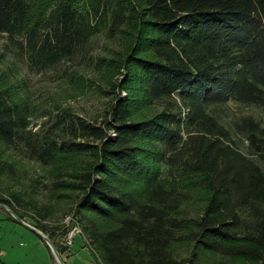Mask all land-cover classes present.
Returning a JSON list of instances; mask_svg holds the SVG:
<instances>
[{
    "label": "trees",
    "instance_id": "obj_1",
    "mask_svg": "<svg viewBox=\"0 0 264 264\" xmlns=\"http://www.w3.org/2000/svg\"><path fill=\"white\" fill-rule=\"evenodd\" d=\"M28 9L0 0V36L34 68H84L100 34L132 41L96 60L124 75L101 122L66 112L34 130L0 80V176H15L12 155L42 166L90 156L49 191L79 194L99 264H264V120L219 113L264 111V0H60L25 28ZM195 194L205 200L191 215ZM11 197L0 202L20 211ZM183 243L188 259L175 254Z\"/></svg>",
    "mask_w": 264,
    "mask_h": 264
},
{
    "label": "rangeland",
    "instance_id": "obj_2",
    "mask_svg": "<svg viewBox=\"0 0 264 264\" xmlns=\"http://www.w3.org/2000/svg\"><path fill=\"white\" fill-rule=\"evenodd\" d=\"M59 1L29 0L24 27L28 28L41 20ZM131 41L100 34L93 38L89 51L94 59L86 62L82 66L84 68L76 70L75 63L71 61L55 68L38 69L8 48L11 42L9 38L0 36V80L28 108L34 130L53 126L66 112L87 121L101 122L104 117L110 116L111 106L118 96V90L110 80L123 79L124 75L114 73L113 68H100L96 60L99 56L117 58L118 53L128 54ZM123 96H126L125 92ZM219 113L222 118L254 115L264 120L261 108L235 102ZM10 159L15 162L17 171L14 177L0 176V197L13 200L12 194L19 196L22 205L19 206L20 211L14 210L16 214L25 215L23 219L27 223L49 236L66 264H99V257L96 260L97 254L88 244L84 221L77 212L79 194L72 189L55 193L49 191V185L57 174L64 176L67 172L73 173V169L82 168L86 161L90 162L91 157L83 156L76 162L57 161L49 166L15 155ZM137 191L141 192L142 189L138 188ZM198 196L195 194L190 204L191 215L198 212L205 200ZM13 218L12 214L0 208V264H59L48 244L36 232ZM175 254L188 259L191 245L183 243L175 246ZM201 264H227V261L224 263L206 257Z\"/></svg>",
    "mask_w": 264,
    "mask_h": 264
},
{
    "label": "water",
    "instance_id": "obj_3",
    "mask_svg": "<svg viewBox=\"0 0 264 264\" xmlns=\"http://www.w3.org/2000/svg\"><path fill=\"white\" fill-rule=\"evenodd\" d=\"M0 208L5 209L7 212L12 214L14 216V218L18 222H20L24 226L30 228L34 232H36L48 244V246L51 248V250L53 251L54 256L57 259V261L59 262V264H66V262L64 261L62 255L60 254L57 246L54 244V242L51 240V238L49 236L44 234V232H42L40 229L36 228L35 226L27 223L22 217H20L18 214H16V212L9 205L0 202Z\"/></svg>",
    "mask_w": 264,
    "mask_h": 264
}]
</instances>
